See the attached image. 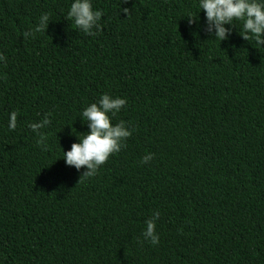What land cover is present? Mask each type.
I'll use <instances>...</instances> for the list:
<instances>
[{"label":"trees","instance_id":"trees-1","mask_svg":"<svg viewBox=\"0 0 264 264\" xmlns=\"http://www.w3.org/2000/svg\"><path fill=\"white\" fill-rule=\"evenodd\" d=\"M72 3L0 0V264H264V45L235 20L216 40L200 0H90L95 36ZM105 94L132 135L79 183L64 152Z\"/></svg>","mask_w":264,"mask_h":264},{"label":"clouds","instance_id":"clouds-1","mask_svg":"<svg viewBox=\"0 0 264 264\" xmlns=\"http://www.w3.org/2000/svg\"><path fill=\"white\" fill-rule=\"evenodd\" d=\"M200 8L206 14L207 31L214 33L215 39L225 41L230 35L229 28L225 25H233V21L243 22V34H240L245 41L254 40L258 46L264 45V4L257 0H200ZM128 17L131 10L123 8L121 10ZM103 13L94 11L90 0H74L68 12V19L74 22V26L89 36H95L100 30ZM189 25L197 22V19L189 17ZM49 15L43 14L38 25L32 31L23 33L25 39L35 38L36 33L47 30ZM0 60L6 61V57L0 55ZM127 101L122 98H113L110 95H103L97 103H93L84 109L82 113L83 121H86L90 132L83 136L79 143H74L71 150L64 152L63 160L70 167L78 171L87 169L81 175L79 183L86 179L95 177L99 168L104 165L110 156L119 153L124 143L132 132L128 130L124 121L113 125L111 116H115L125 107ZM17 112H12L9 119V129L17 128ZM51 120L48 115L39 122L29 124V128L37 134V146L43 151L48 150L47 136L41 129L49 126ZM153 159L152 154H147L141 160V164L149 163ZM78 183V184H79ZM159 213L146 221V228L143 232L144 239L153 246L159 244L156 221Z\"/></svg>","mask_w":264,"mask_h":264}]
</instances>
